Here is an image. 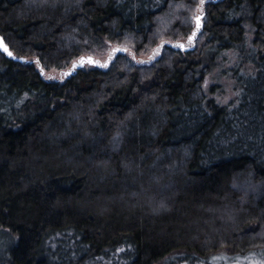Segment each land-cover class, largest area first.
<instances>
[{
    "label": "trees",
    "instance_id": "16d2710c",
    "mask_svg": "<svg viewBox=\"0 0 264 264\" xmlns=\"http://www.w3.org/2000/svg\"><path fill=\"white\" fill-rule=\"evenodd\" d=\"M0 35V264L264 250V0H0Z\"/></svg>",
    "mask_w": 264,
    "mask_h": 264
},
{
    "label": "rangeland",
    "instance_id": "374dc122",
    "mask_svg": "<svg viewBox=\"0 0 264 264\" xmlns=\"http://www.w3.org/2000/svg\"><path fill=\"white\" fill-rule=\"evenodd\" d=\"M190 44L193 45L191 41ZM112 48L113 46H110L102 51L94 52L92 55V59L100 62L96 64H103L111 55L113 51ZM126 52L137 63H148L155 57V51H152L151 53L149 52L136 54L131 49H127ZM226 56L227 58L223 56L217 59V61L215 62V66L211 68L208 75L206 76L204 84L205 90H207L211 84H216L219 86L214 96L221 102H226L233 96L232 88L234 85V80L232 78L231 71L235 66L237 58L235 55L231 54H227ZM30 59L32 60V58ZM89 66L90 63L84 64V68H88ZM69 68L70 66H68L66 69ZM64 71L65 69L60 70L52 68L49 70H45L43 72V77L51 80H62ZM9 245L10 240L6 236L0 234V248L5 249ZM207 258L209 261H211V264H264V250L251 251L245 254H231L225 251H221L212 253L208 255ZM207 258H205V260Z\"/></svg>",
    "mask_w": 264,
    "mask_h": 264
},
{
    "label": "snow or ice",
    "instance_id": "6c2138e0",
    "mask_svg": "<svg viewBox=\"0 0 264 264\" xmlns=\"http://www.w3.org/2000/svg\"><path fill=\"white\" fill-rule=\"evenodd\" d=\"M204 0H201V5L203 4ZM202 16H203V13L201 11V14L200 15H197L194 17V20L196 21V30L198 31L201 27V20H202ZM196 32L194 31L192 36L189 37V39L191 40L193 36H195ZM0 46H2L4 48L5 51L8 52L9 55H12V53L10 51H8V48H7V45H3V44H0ZM181 47H183V45H180ZM116 51H119V49H113V52H116ZM158 51V49H157ZM87 59L89 62L91 63H100L99 61L97 60H93L91 57H82L81 60H80V63H83V61ZM109 59H111V57H109ZM76 65L74 64L73 67H75Z\"/></svg>",
    "mask_w": 264,
    "mask_h": 264
},
{
    "label": "water",
    "instance_id": "95a60500",
    "mask_svg": "<svg viewBox=\"0 0 264 264\" xmlns=\"http://www.w3.org/2000/svg\"><path fill=\"white\" fill-rule=\"evenodd\" d=\"M0 44L7 45L1 35H0ZM7 48H8V46H7ZM0 50L4 51L7 56H12V55H9L8 52L5 51L2 46H0ZM8 51H10L12 53V51L9 48H8Z\"/></svg>",
    "mask_w": 264,
    "mask_h": 264
}]
</instances>
